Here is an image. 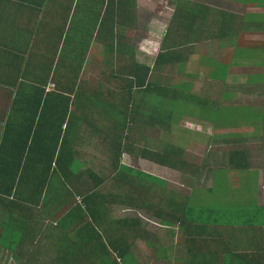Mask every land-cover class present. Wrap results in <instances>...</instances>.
Returning <instances> with one entry per match:
<instances>
[{
    "label": "crops",
    "instance_id": "0c3cea01",
    "mask_svg": "<svg viewBox=\"0 0 264 264\" xmlns=\"http://www.w3.org/2000/svg\"><path fill=\"white\" fill-rule=\"evenodd\" d=\"M173 4H175V10L177 9L179 12L183 7L190 10L194 5H199L202 8L209 7L212 11L218 10L221 13L218 15V19H213L221 25V28L217 30L214 26L213 38L204 39L201 45L206 46L207 51L208 46L211 50L212 45H215L220 50L219 58L221 60H218L228 66L229 72H232V68L237 64L253 69L263 66L264 0H173ZM217 4L220 6L219 8L216 7ZM161 9H163V5ZM166 9L170 16L166 25L168 27L175 11L172 14L169 5ZM103 10L104 3L101 4V0H0V264H100L101 242L105 245L104 250L109 249L110 251L109 262L111 264H161L163 262L165 264L169 262L171 264H189L190 237L189 234H185L179 229L177 226L179 223L170 226L163 225L157 216L151 215L150 210L146 211L140 204L136 208L116 204L110 208V219L107 220L110 238L106 232L100 230L102 241H97V247L94 243L91 246L85 245L82 237L74 234L78 226L87 227V221L90 222L85 210V201L83 204L84 194L89 188L86 189L85 184L81 185V180L75 183L77 177L71 178L68 182H66L67 179L61 180L53 177L49 179L47 187L37 194L34 170L42 169L44 163H35L34 161L26 162L27 176L25 175L22 180L18 179V175L15 179L13 177L14 169L18 168V158L16 156L17 149L12 147L11 140L25 131L23 125L29 120L27 116H23V113L12 106L16 98L14 97L15 91L18 88L26 91L35 87L46 89L50 83L56 87L55 81L58 78H66L68 75L75 78L74 88L84 87L82 73L92 72L89 68L84 69L86 67L84 63L87 59L92 58V66L99 64H94L93 54L96 53L94 45H96V50L99 45L102 46L97 36ZM217 34L218 38L215 37ZM161 36V34L149 36L148 42L158 44L157 48L160 50ZM227 42H230L232 46L225 49ZM188 49L185 53L189 60L185 66L180 69L174 66L170 69H175V72L183 78L187 76L186 81L190 87L185 92L189 93L187 99H190V102L187 103L191 104V58L194 54L191 52V46ZM158 50L152 54L142 52L145 55L143 56L144 60L139 61L140 65L149 66V61L154 63ZM141 51H143L142 48ZM133 52L135 53L134 49ZM248 56L250 59L247 58ZM253 56L261 59L254 61ZM249 60L250 62L246 63ZM95 61L97 60L95 59ZM164 69H169L167 64L153 67L152 72H154V76L158 73L163 79L162 71ZM261 72L264 73L263 70L253 71L250 69L246 74ZM237 73L243 74L242 72ZM246 74H243L242 79L238 78V82L244 87L253 84V82L245 81ZM254 84L256 83L254 82ZM100 86H103L102 82L98 83V87ZM136 91L144 93L142 95L146 97L145 100L155 105L163 99L162 95L158 98L157 94L151 95L149 92H144L142 88L135 89L134 87L131 93L134 94ZM135 102L141 106L143 100L135 97L133 101L129 102V105ZM221 102L225 104L224 101ZM251 110V108L248 109V111ZM262 111L264 112V108ZM251 114L253 118L248 116L244 120L233 123L232 127L239 125L237 131L243 139L264 137V113L251 111ZM112 115L114 114H103V117L99 118L101 122L96 126L97 129L104 130L106 123L112 119ZM187 118L191 120V116H187ZM6 121H11L12 124L5 126ZM203 122L208 121L203 120ZM129 124L131 129L125 134L130 136H137V134H133L134 130H138L140 136H145L144 128L163 130V127L158 125L154 127L142 125L140 120L138 123L130 121ZM91 125L92 123L81 124L79 135L82 137L92 136L97 130H93ZM43 134L45 135V131ZM94 136L95 134H93ZM97 142L99 141L96 139L91 145L89 142H82L80 146H76V152L79 154L94 153L95 155L96 147H98ZM125 142L127 143L124 144H128V147L131 148L130 141ZM236 143L238 144V142ZM237 144L236 150L246 154L251 153L247 147ZM99 145L101 146L100 143ZM90 148L92 150H89ZM39 151L45 152V148L38 149ZM252 151L260 155L256 157L257 160H252L250 163L263 164L264 149L254 148ZM96 155L100 159L99 154ZM128 155L132 156L125 151L119 158L121 167L123 166L125 169L128 168L124 165ZM91 157L93 156L89 157L87 163L91 161ZM52 167H54V163H52ZM83 167L78 168L79 173L82 172ZM260 167L264 169V165ZM252 168L253 166L249 165L243 170ZM255 169H258L257 166ZM128 181L129 177H127ZM84 182L86 181L84 180ZM127 185H131V183ZM111 186V182L106 181L102 192L107 193ZM78 187H85L86 190L80 192ZM253 189L249 193L250 196L247 195L235 203L239 206L235 212L240 219L235 225V236L232 237L230 244L224 245L234 255L225 263L223 261L226 255L225 248L219 245L215 249L212 256L213 261L210 263L264 264V184L256 192ZM170 195L173 194H164V198L159 200L161 205L164 199H167L165 197ZM76 205H81L82 210L71 209ZM71 210H76L78 218L85 220L80 224H75L74 221L72 224H67ZM136 210H140L141 215L130 216L129 211ZM132 217L141 221L140 229H136L137 226L133 225ZM243 217L250 219V226L243 224ZM117 220H122L121 226L117 225ZM252 222L256 224L253 225ZM150 224L155 226L151 229L164 230L161 235V245L159 244L160 240L151 239L150 231H147ZM218 227L223 230L224 226L220 224ZM166 234L170 235V238L165 237ZM118 237L124 238L123 243L119 241L122 246H119L118 243L112 245L109 239L117 240ZM199 242L195 245L196 259H193L195 264H200L202 260L198 249ZM135 243L140 246L137 248ZM120 247L124 249L122 253L115 250ZM204 261H206V257Z\"/></svg>",
    "mask_w": 264,
    "mask_h": 264
},
{
    "label": "trees",
    "instance_id": "16d2710c",
    "mask_svg": "<svg viewBox=\"0 0 264 264\" xmlns=\"http://www.w3.org/2000/svg\"><path fill=\"white\" fill-rule=\"evenodd\" d=\"M103 3L104 10L101 12L97 37L100 43L105 45L106 54L112 59V66L116 63L114 60L118 58L122 62L126 63L128 61L130 63L126 68L116 69V71L113 69V76L111 77L124 80V83H118L117 80L113 81L114 89L107 88L106 90V93L109 92L113 95L112 97L115 94L118 95L117 98L115 96L116 104L112 100H107V96L104 97L105 99H101L100 94H104L102 91L91 95L80 85V88H74L75 78L69 75L66 78H58L55 81L56 87L53 86L49 90L35 87L26 91L18 88L15 91L14 97L16 98L12 106L23 113V116H27L29 120L23 125L25 131H22L11 140L14 145L12 147L17 149L16 156L18 158V168L14 169L13 177L15 179L18 175V179L22 180L25 175L27 176L26 162L34 161L35 163H44L42 169L34 170L37 194L47 187L49 179L53 177L61 180L67 179L66 182L77 177L75 183L81 180V185L85 184V187L89 188L84 194L83 204L85 201V210L90 222L87 221V227H84V225L78 226L74 234L81 236L85 245L89 244L91 246L94 243L97 247V241H102L101 231L106 232L108 238H110L107 230V220L110 219L112 205L123 204L136 208L140 204L142 207L144 206L146 211L150 210L151 215L157 216L161 224L170 226L179 223L177 224L179 229L185 234H189L191 245V254L187 253L190 257L189 264H195L193 261V259H196L195 245L199 241L198 249L202 259L200 264H212L210 261H213L212 256L219 245L225 248L226 255L223 261L226 263L234 253L226 249L224 245L230 244L232 237L235 236V225L240 219L235 211L239 207L222 209L207 205L196 206L194 202L190 204L193 192L198 190L197 186L191 189L192 185H190L189 189L191 190L186 195H176L164 189V180L129 167L125 169V167H121L119 162L122 152L127 151L128 154L132 155L131 148L128 147V144H124L127 143L125 141L131 139L130 135L125 134L131 129L130 121L138 123L140 120V124L153 127L155 125L163 127L162 125L165 123L167 127L175 119V123L180 120L176 117L173 119L174 108L177 104L190 102V99H187L189 93L185 92V90H189L190 84L187 81L174 84L168 83L165 79L167 77L163 76V79H161L158 73L154 76L152 68L162 64H167L169 68L175 66L180 69L184 67L189 60L188 55L185 53L189 50L188 48L191 46L192 52L195 44L199 45L203 43L204 39L213 38L214 26L217 30L221 28V25L213 20L218 19V15L221 13L218 10L212 11L209 7L202 8L199 5H194L190 10L183 7L180 12L176 9L164 35L159 40L160 50L156 52V58L151 68L148 65H140V62L134 59L133 45H129V42L125 41L123 31L120 29L129 27L133 23L135 1L101 0V4ZM206 32L207 35L205 36ZM215 37L218 38V34ZM210 59L213 61L214 66L223 67L227 73L228 66L217 59L211 57ZM201 64L198 63L197 59L195 66L203 70L200 67ZM192 74L196 76L195 72H191ZM212 74L210 72L205 73L209 86L217 85V80L225 81V76L217 77V80H214ZM151 76L152 78H150ZM101 87L104 88V86H100L97 90ZM116 87L120 90L119 92H117ZM134 87L135 89L142 88L144 92H149L151 95L157 94L158 98L162 95L163 99L156 105L150 103V101H143L141 107L136 102L129 105V102L135 98L134 94L131 93ZM70 95L76 99L71 100ZM81 95L84 101L77 102V98ZM219 95L221 98L222 94ZM191 103L208 104L206 107L222 105L208 98H199L192 92ZM205 105L201 107L205 109ZM96 108H99L101 114H114L112 119L106 123L104 131L98 130L96 127L101 122L100 120L98 123ZM205 118L207 119V116ZM84 123H92L93 130L99 131L101 135L98 140L101 144L99 158L102 159L103 168L98 169V171L92 163V159H98L97 153L95 155L92 153L91 164L89 162L82 165L77 159L80 154L76 152V146H80L82 142H89L91 145L95 137L96 139L98 137H93V134L90 137L80 136V126ZM8 124H12V122L6 121L5 126ZM231 126H233V123L223 124L220 128L226 129V127ZM213 128L217 127L213 126ZM89 130L91 131V129ZM44 131L45 135L43 134ZM227 135L233 139L230 143L232 148L225 153L228 154L227 164L221 163L222 168L213 171V180H215V174H222V177H224L222 172H225L226 169L243 170L247 167L243 158L244 152L236 150V142H238L236 136L241 135L234 130L227 132ZM5 142L7 141L5 140ZM42 148H45V152H38V149ZM97 149L98 147H96V151ZM138 154L142 159L179 171L182 176H187L190 173L189 178H193L194 174L196 175V172H198L197 167L184 162L182 159L184 154L180 147H170L169 149H163L162 152H153L152 154L149 153V150H141ZM52 163H54V167H52ZM89 165L90 167H87ZM83 166H86V169L79 173L78 168ZM127 177H129L128 182ZM106 181L111 182L112 186L107 193H103L102 190ZM128 183H131V185H127ZM144 183L152 185L151 188L160 189L162 195L167 193L173 195L164 199L163 206L160 202L153 206V203L148 200L138 199ZM202 189L207 193L211 191V188ZM81 208V205H76L71 209L81 211ZM77 211L71 210L67 224H72L73 221L75 224H80L85 220L84 218H78ZM249 220L248 217L242 218L244 225L250 226ZM131 221L134 226H137L136 229H140L141 221L138 218L132 217ZM121 222L122 220H117V225L121 226ZM220 224L224 226L223 230L219 229L218 225ZM252 224L255 225L256 223L252 222ZM116 239H109V241L112 245L118 243L119 246H122L119 241L123 243L124 238L118 237ZM101 245L100 264H111L109 262V249L104 250L105 245L103 242H101ZM115 250L118 253L124 251L123 247ZM205 257L207 262L204 261Z\"/></svg>",
    "mask_w": 264,
    "mask_h": 264
},
{
    "label": "rangeland",
    "instance_id": "374dc122",
    "mask_svg": "<svg viewBox=\"0 0 264 264\" xmlns=\"http://www.w3.org/2000/svg\"><path fill=\"white\" fill-rule=\"evenodd\" d=\"M134 1V21L133 23H131V27H122L120 29L123 31L125 41L129 42V45H133V49L135 50L134 59L142 61L144 60L143 56L145 55L142 52H149L150 54H152L153 50H158V44L150 41L148 42V40H150L148 39V37H152L157 34L164 35V32L167 28V22L169 21L168 19L170 18L169 12L166 8L168 7V5L171 6L172 14L174 11L176 12V10L174 6L175 4H173V0ZM162 5L163 9H161ZM216 7L219 8L220 6L217 4ZM201 44L202 43L197 46L195 44V48L193 49L194 51H192L194 56L192 57L193 59L191 58V72H195L196 76H194L193 74L191 75V92L199 98H208L216 101V103L218 104H222L221 101H224L223 103L225 104L217 105L214 107L212 105L206 107L208 104H204L205 109L201 107L204 105H199V103L177 104L174 108L173 119H175V117L181 118L176 123V119L167 127L164 123L162 125L164 127L163 130L144 128L145 130L143 131V133L145 134V136H140V132L138 130L133 131V134H137V136H130L132 156H126V163H124V165L128 166L130 169L142 171L164 180L165 190L168 192H173L176 195H186L193 187L197 186L198 190L193 192L190 204L194 202L196 206L207 205L222 209L232 207L238 208V204H235L238 200L247 197V195L250 196L249 193L253 188V190L256 192V190L264 184V169H261L260 167L264 165V162H262L263 164L260 163V166L258 165V162L253 164L250 163L252 160H257L256 157L260 155L258 153H254L252 150H254V148L264 149V137L257 136L252 137V139H248V137L247 139H243V137L237 135V145L247 147V150L249 149L251 151V153H244L243 158L245 159L247 166L250 165L253 166V168L247 170L226 169L225 172H222L224 177H222V174H215V180H213V171H217L219 168H222L220 165L221 163L227 164L228 154L225 153L229 151L230 148H232L230 143L231 141H233V139L232 137H229L227 134H225V132H228V130L237 131V127L239 125H235V127L231 126L226 129H221L220 126H222L223 124H232L234 122H238L239 120H244L248 116L252 117L251 111L260 112L262 114L264 113L262 111L264 108V73L261 72L246 74V72L250 69L253 71H264V63L263 66L259 69H253L250 67L247 68L241 64H237L232 68V72H229L227 70L226 73V70H224L223 67L214 66L213 61L210 59V57L212 56L214 59L221 60L219 58L220 50L217 49L215 45H212L211 50L208 46L207 51L206 46ZM231 46L232 45L230 44V42H227L225 45V49L231 48ZM141 48L143 51H141ZM94 51L96 53L93 54V62L94 64H99L92 66V58L87 59L84 63V66H86L84 69L89 68L92 71L90 73H82V82L85 85L84 88L91 95L97 94L102 91L104 92V94H100L101 99L107 96V100H112L113 102H115V96L117 98L118 95L115 94V96L112 97L113 95L109 92L106 93V90L107 88L114 89L113 81L117 80L118 83H124V80L121 78L111 77L113 76V69L116 71V69L126 68L130 65V63L128 61L126 63L122 62L120 61V58H118L114 60L116 61V63L112 66V59H110L106 54L107 52L105 51L104 44H102V46L99 45L97 50L96 45H94ZM247 58L250 59V56H248ZM95 59L97 61H95ZM197 59L198 63H202L200 67L203 68V70L195 66V61ZM259 59L261 58L253 56L254 61H257ZM149 62V66L152 67V61ZM249 62L250 60L246 63ZM206 72L213 73L212 75L214 78L212 79L214 80H217V77L225 76V81L222 82L220 80H217V85L209 86V83L206 81L205 77ZM237 72L246 74L245 81L253 82V84L244 87L241 83L238 82V78L242 79L243 74ZM162 74L163 76L167 77L165 79L168 83L183 82L187 80V76L183 78V76L175 72V69H164L162 71ZM100 82L103 83L104 88L101 87L97 90L98 83ZM254 82L256 84H254ZM117 88L118 87H116V89ZM119 91L120 90L117 89V92ZM220 93L222 94L221 98L219 95ZM142 94L144 93H142L141 91L134 92L135 97H139L141 100L147 101L145 100L146 97H143ZM69 97L71 100L76 99L72 95H70ZM81 99L82 95L77 98V102L81 101ZM249 108H251L252 110L248 111ZM96 113L99 123V118L103 117V114H101L99 108H96ZM203 114L207 116V119ZM186 115L191 116V120L187 118ZM203 120H206L208 122L205 123L203 122ZM213 126L217 128H213ZM93 134H95V136H98L97 139L96 137L95 139L99 140V136H101L99 131H94ZM97 144V154H100L101 151L99 148V142H97ZM170 147H180L181 151L184 154L182 157L184 162L198 168V172H196V175L194 174L193 178H189L190 173H188L187 176H182L179 171L168 169L167 167L164 168L163 166H158L154 162L148 161L146 159H141L138 154V152L141 150H149V153L152 154L153 152H162L163 149H169ZM89 150H92V148H90ZM90 156H92V154L90 153H81L78 157L79 163L85 165ZM100 160L101 159H92V163L97 170L103 168L102 162H100ZM256 166L258 169H255ZM87 167H90V165ZM85 169L86 167H83L82 171H84ZM190 185H192L191 189H189ZM151 186L152 185L150 184H144V186L141 187V191L139 190L140 193L138 195V199H141L143 201L148 200L149 202L152 201L153 206H156L159 203V200L164 198V195L161 194L158 188H151ZM245 186L249 188H243ZM207 187H211V191L209 193L205 192L202 189ZM78 188L80 192H84L87 189H84L85 187ZM129 212L130 216L141 215L140 210ZM150 225L151 226L148 225L147 231H150L149 234L151 235V239L160 240L159 244L161 245V235L164 230L158 229L157 231V229H151V227L155 226H152V224ZM165 237L170 238V235L166 234ZM136 244L137 243H135L134 245ZM136 246L138 248L140 244ZM168 264L171 263L169 262Z\"/></svg>",
    "mask_w": 264,
    "mask_h": 264
},
{
    "label": "built area",
    "instance_id": "2783aa9c",
    "mask_svg": "<svg viewBox=\"0 0 264 264\" xmlns=\"http://www.w3.org/2000/svg\"><path fill=\"white\" fill-rule=\"evenodd\" d=\"M53 86H54L53 83H50V86H47L46 89L49 90V89H51Z\"/></svg>",
    "mask_w": 264,
    "mask_h": 264
}]
</instances>
